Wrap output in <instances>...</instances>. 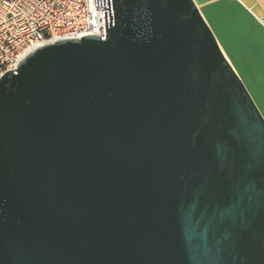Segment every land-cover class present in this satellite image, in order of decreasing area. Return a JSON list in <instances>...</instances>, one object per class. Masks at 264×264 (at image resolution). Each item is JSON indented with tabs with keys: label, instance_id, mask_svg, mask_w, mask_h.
<instances>
[{
	"label": "water",
	"instance_id": "1",
	"mask_svg": "<svg viewBox=\"0 0 264 264\" xmlns=\"http://www.w3.org/2000/svg\"><path fill=\"white\" fill-rule=\"evenodd\" d=\"M94 6L0 80V264H264V0Z\"/></svg>",
	"mask_w": 264,
	"mask_h": 264
},
{
	"label": "built area",
	"instance_id": "2",
	"mask_svg": "<svg viewBox=\"0 0 264 264\" xmlns=\"http://www.w3.org/2000/svg\"><path fill=\"white\" fill-rule=\"evenodd\" d=\"M85 36L106 39L104 9L94 0H0V80L32 51Z\"/></svg>",
	"mask_w": 264,
	"mask_h": 264
}]
</instances>
